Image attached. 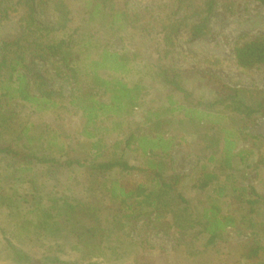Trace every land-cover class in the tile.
<instances>
[{"label":"rangeland","instance_id":"374dc122","mask_svg":"<svg viewBox=\"0 0 264 264\" xmlns=\"http://www.w3.org/2000/svg\"><path fill=\"white\" fill-rule=\"evenodd\" d=\"M3 1L11 7L9 16L0 25V44L23 36L30 8L26 1ZM57 1L38 0L34 5L37 21L44 26L56 25L60 15ZM62 1L69 7L70 20L56 35L69 42L70 65L50 55H29L24 68L34 86L43 80L55 92L57 106L38 111L19 99L8 100L0 90V195L6 197V203H0V258L12 256L11 244L17 246L19 236H23L21 239L28 243L24 246H29L28 250L38 262L53 257L59 245L64 250H71L70 247L78 243L72 234L53 240L33 227L37 214L31 210L37 194L34 186L37 185L45 196H74L82 207L91 208L83 223H101L104 236L100 238L99 246L78 244L77 250L84 258L96 263L249 264L246 247L253 240L264 247V204L257 206L253 216L256 227L239 221L235 227L228 228V239L218 243V250H200L204 249L206 238L194 241L191 233L179 231L173 223L172 213L165 210L157 216L155 211L149 210L128 218L130 212L125 204L112 197L116 181H125L129 187L134 179H144V173H97L93 164L114 158V152H117L131 164L146 166L150 156H161L162 151L145 154L127 148L124 141L132 134L155 137L163 133L173 137L175 144L170 151L172 163L168 178L178 174L184 176L180 191L191 201L193 209L198 210L206 205L209 191L200 192L192 186L205 167L208 171H220L218 160L222 159L224 135L237 131L243 145L248 144L253 135L259 137L253 141L258 147L256 159L261 163L255 171L252 166L238 162L232 170V183L248 196L252 195L253 188L264 195V64L244 71L237 66L234 53L235 45L242 37L264 34L263 6L256 0H220L211 18V33L193 39L189 30L182 27L174 36L173 53L166 55L168 47L163 40L162 23L188 14L185 8L176 13L177 0H108L96 9L93 6L102 0ZM120 12H125L129 20L118 17ZM198 19L199 16L189 14V22ZM104 48L128 53L140 51L139 59L132 62L130 74L123 76L108 71L102 74L123 77L131 83L139 81L148 89L141 105L131 115L116 117L122 121L121 129H115L117 120L114 121V117H105L98 122L101 132L90 139L80 132L86 124L84 112L79 102L73 104L72 101L87 93L108 101V95L93 88L85 75L90 63L99 58ZM72 68L78 69L77 76ZM175 74L180 75L183 86L195 99L204 102L220 99L226 103L228 90L224 85L227 84L251 91L248 102L254 107L259 103L263 106L250 118L231 112L226 104L189 112L187 107L190 105L186 103L184 92L164 81V76L176 77ZM211 77H216L217 81H212ZM181 105L184 108L170 111ZM198 116H204L203 120ZM105 127L115 130L106 133ZM137 144L134 142L132 147ZM6 147L55 157L59 161L28 164L1 150ZM212 152L218 160L210 162L208 158ZM69 161L74 163L69 164ZM220 174L224 180L225 174ZM147 183L149 185L150 181ZM227 193L223 211L236 214L239 204L234 197L238 192L230 185ZM88 217L95 220L89 221ZM198 249L200 252H192ZM38 255H42L41 258L38 259ZM262 259L264 261V249Z\"/></svg>","mask_w":264,"mask_h":264},{"label":"trees","instance_id":"16d2710c","mask_svg":"<svg viewBox=\"0 0 264 264\" xmlns=\"http://www.w3.org/2000/svg\"><path fill=\"white\" fill-rule=\"evenodd\" d=\"M26 1L29 5V16L24 24L23 36L12 41H5L0 44V90L1 94L8 100L19 99L30 104L38 111H47L57 106L54 97L55 92L51 90L42 80L33 85L31 79L26 74L24 68L29 55L40 57L50 55L59 58L63 64L70 65L71 50L69 42L65 38H60L56 33L66 28L70 17V10L67 4L58 0L56 8L59 11V21L56 25L44 26L37 21L34 14V5L38 0H17L18 3ZM47 1V0H40ZM108 0H102L96 3L93 8H99ZM264 8V0H256ZM220 0H177L176 13L185 8L188 14L181 18L169 19L167 23H162L163 40L168 47L166 55L172 54L175 46L174 36L185 27L189 30L193 39L207 37L211 33V18L219 5ZM10 5L0 0V25L9 16ZM94 13V11H93ZM175 14V12H174ZM189 14L199 16L197 21H188ZM122 20L128 21L129 16L125 12L117 15ZM237 66L249 71L258 68L264 64V34L254 36H244L235 45L234 48ZM141 56L140 51L133 53L114 51L104 48L99 58L94 59L85 75L89 78L93 88L102 90L108 95V101H101L95 94L87 93L85 96L75 97L72 103H78L84 112L86 124L80 131L84 137L94 139L101 132L98 127L99 120L105 117H126L131 115L134 109L138 108L147 92L148 87L141 82L131 83L123 77L104 76L103 71L113 72L115 74L126 76L132 71V62L138 60ZM78 69L72 68L74 76L78 75ZM77 72V73H76ZM7 78H4L5 75ZM176 77L164 76L166 84L175 89L184 92L189 112H199L198 108H211L220 104H226L225 107L233 113H239L247 118L260 112L263 103L254 107L248 102V95L251 91L245 88H235L227 84L224 85L228 90L225 102L220 99L204 102L202 99H195L181 81L180 75ZM212 81H217L216 77H211ZM33 88L36 90L34 91ZM247 92V95L245 93ZM184 108L183 105L170 111H176ZM206 117V116H205ZM204 116H198L203 120ZM160 124V123H159ZM115 129L122 128V121H115ZM105 132L109 133L115 129L105 127ZM117 130V129H116ZM235 135V133H234ZM233 132H226L223 139V156L219 164V172L204 170L196 179L192 188L200 192L209 191L207 194V203L198 210L193 209L191 201L180 191L184 176L181 174L168 178L170 163L172 157L170 151L175 144L174 138L158 133L157 136L137 137L132 134L125 141L127 148H134L145 154L151 151L161 150L163 155L149 157L146 166H137L129 163L123 154L114 152V158L95 161L93 168L97 173L113 174L116 172L130 173L132 171H141L145 178L134 179L132 186H127L125 181L115 182L112 188V197L125 204V208L130 212L128 218H134L147 213L149 210L155 211L157 216H161L164 211L173 214V223L179 231L185 234H192V239L196 241L205 237L203 241L204 249L200 250H218V243L228 239V228L235 227L239 221L245 222L249 227H256L257 222L254 214L257 213V206L264 204V195L259 193L256 188L252 189V195L239 191L237 185L232 183L233 159L239 158L242 162L248 159L249 149L241 148L238 150V142ZM239 138V137H238ZM259 137L252 136L253 140ZM137 142L136 147L132 144ZM93 147H97L93 144ZM2 151L10 154L12 157L19 158L28 164H49L57 163L59 160L55 157L39 156L20 151L12 147L2 148ZM238 150V151H236ZM74 163L69 161V164ZM225 174V179H221V174ZM147 181H150L147 185ZM232 186L237 193L236 202L239 204V211L236 214L224 213V197L228 196V189ZM37 194L34 207L31 212L37 214V221L33 224L39 232L58 240L62 236L70 234L78 241L74 248H80L78 244L84 246H99L104 236V227L101 223L86 224L83 223L87 211L90 207H82L79 199L70 195H43L41 189L35 185ZM0 203H6V197L0 195ZM48 203L47 206L44 204ZM87 220H95L88 217ZM32 224V222H29ZM13 257L32 261L31 256L23 250L11 244ZM246 259L249 264H264L262 259L263 245L253 240L246 247ZM200 252L199 249L197 251ZM40 262H53L54 257H45Z\"/></svg>","mask_w":264,"mask_h":264},{"label":"crops","instance_id":"0c3cea01","mask_svg":"<svg viewBox=\"0 0 264 264\" xmlns=\"http://www.w3.org/2000/svg\"><path fill=\"white\" fill-rule=\"evenodd\" d=\"M232 132H233V135L235 133L234 137L236 136L235 138H236V141L238 142V145H239L238 150L241 148H245V147L247 149H249V151L247 153L248 159L246 162H242L239 158L233 159V161H232L233 169L235 167H237L238 162H239L242 165L247 166V167L252 166L251 168H254L255 171H258L256 169H258L261 161H258L256 159L257 158L256 149L258 147L254 143L253 139L250 140V142L248 144L243 145L241 143L242 139L239 136L238 132L237 131H232ZM253 136H256V135H253ZM222 144H223V142H222ZM221 150H222V146H221ZM238 150H236V151H238ZM222 156H223V151H221V157ZM221 157H218V158H221ZM208 160L210 162H212V161H216L218 159L215 157V153L212 152L209 154ZM220 160L221 159H219L218 161L221 162ZM203 167H205V165H203ZM204 169H206V167ZM232 170H230V172H232ZM19 238L20 239L18 240V243H15L17 245V248L23 250L25 253H27L29 256H31L32 261H26L23 259H15L13 257V254H12V256H9L6 258H0V264H99V263H96L95 261H91V260L84 258L83 254L81 252H79L77 250V248L70 247L71 250H64V248L61 245H59L58 251L52 255L54 257L53 262H45V263L41 262L40 263V261L39 262L35 261L33 253L28 250L29 246H24L28 243L26 241L24 242L23 239H21V238H23V236L22 237L19 236ZM41 256L42 255H38L37 258L39 259V258H41Z\"/></svg>","mask_w":264,"mask_h":264}]
</instances>
